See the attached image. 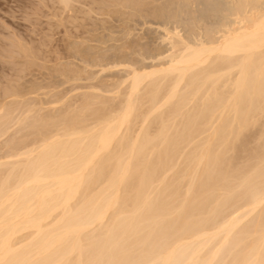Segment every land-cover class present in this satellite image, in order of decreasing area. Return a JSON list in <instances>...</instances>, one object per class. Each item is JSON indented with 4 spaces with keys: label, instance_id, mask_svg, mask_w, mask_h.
Listing matches in <instances>:
<instances>
[{
    "label": "bare ground",
    "instance_id": "bare-ground-1",
    "mask_svg": "<svg viewBox=\"0 0 264 264\" xmlns=\"http://www.w3.org/2000/svg\"><path fill=\"white\" fill-rule=\"evenodd\" d=\"M50 1L64 52L4 47L0 264H264V0Z\"/></svg>",
    "mask_w": 264,
    "mask_h": 264
},
{
    "label": "rangeland",
    "instance_id": "rangeland-1",
    "mask_svg": "<svg viewBox=\"0 0 264 264\" xmlns=\"http://www.w3.org/2000/svg\"><path fill=\"white\" fill-rule=\"evenodd\" d=\"M82 2H84V0ZM44 3H46V5ZM76 4H77V2H76ZM80 4H83V3H80ZM77 5H79V4H77ZM77 5H76L77 10H82L84 8H85L84 10L89 9V7L85 4L82 6H77ZM56 6H58V5H56ZM56 6L53 5L50 0H0V56H1L0 57V79L4 80V81L2 80L3 83L7 81L6 79H8V80L13 79L12 77L14 74L13 72H9L10 70H8V68H7L8 65L6 64L9 60L5 56L6 54L4 51V47H6L8 45V42L10 44V43H12V41H16L17 39H19V40H22V41L27 42V43H32L33 46L40 48L41 51L43 49H45V47H46L49 50H43L42 52H44V53L47 52L48 55H50V56L52 55L51 56L52 59L56 58L57 54L60 55L61 53L64 52V45H65L64 41L67 39V34L65 32H70V31L74 32L75 29L73 28L74 26H71L72 24H68V25L66 24V27L61 26V28H59L60 26H59L58 22H59V19L61 17H59V18H57V17H58V15H61L62 11H59V8ZM78 7H80V9H78ZM54 9H58V10H54ZM36 12H40V13H37V15H36L35 14ZM65 15L66 14H63L62 18H65L67 16V15L66 16ZM81 15H83V14H81ZM52 16L55 17L56 19L53 18ZM83 16H80V18H82ZM68 26H69V29H67ZM47 29H49L48 32H47ZM64 30H65V32H64ZM40 32L41 33L46 32L45 35L48 36V34H49V36L45 38L44 34L42 33L43 34L42 35ZM39 33L42 36H39ZM40 37L43 39L45 38L48 41L46 42V40H45V42H44L43 39H41ZM49 37H51V38L53 37L52 42H53V40L55 41V42H53V44L49 43V39H51ZM10 40H12V41H10ZM31 41H33V42H31ZM41 41L44 42V48L41 47L43 45H38V44H42ZM2 42H4V43H2ZM47 43L50 44V48H48ZM45 44H47V45H45ZM51 45L53 48L51 47ZM52 49H53V51H52ZM58 50H59V53H58ZM54 51H55V53H54ZM51 64H52V62H51ZM0 86H1V82H0ZM79 92H81V90H75V91L69 93L68 96H71V95L79 93Z\"/></svg>",
    "mask_w": 264,
    "mask_h": 264
}]
</instances>
